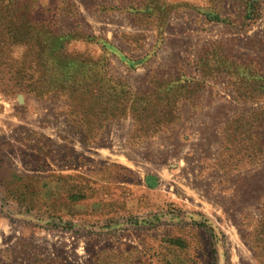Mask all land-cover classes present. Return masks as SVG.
<instances>
[{"label":"rangeland","instance_id":"rangeland-1","mask_svg":"<svg viewBox=\"0 0 264 264\" xmlns=\"http://www.w3.org/2000/svg\"><path fill=\"white\" fill-rule=\"evenodd\" d=\"M151 1L0 0V264H264V0Z\"/></svg>","mask_w":264,"mask_h":264},{"label":"trees","instance_id":"trees-1","mask_svg":"<svg viewBox=\"0 0 264 264\" xmlns=\"http://www.w3.org/2000/svg\"><path fill=\"white\" fill-rule=\"evenodd\" d=\"M154 0H152L150 2V4H148L147 8H154ZM18 34L20 36V41L21 42H25V41H29L31 40L29 38V35L31 34V31L28 30H22L19 32H15V35ZM49 36H51L50 38L52 39L51 43H43L41 42L39 45V49L40 52L42 54H46L48 60H50V66L52 68L48 69V72L51 73H55L56 77H53V81H49V85L47 87L48 90H53V89H57L58 91L61 92H67V91H72L71 94H78L81 95L82 97H88V103L92 104L89 111L87 112L92 118H101L102 116H108V112L104 109V110H99L100 107V100L103 98V90L104 85L102 84L101 80H98V77L100 76L99 74L101 73V76L103 75V77H107L109 75V73L104 69V66L102 68L101 66V71L99 73L94 71V68L96 67L98 69V65L99 64H104V60H100L97 62H93V61H87V60H80L79 58H73L72 57H68V56H64L61 51L62 48H59L58 50V40H57V36L53 35L51 33H48ZM57 59V60H55ZM77 66L79 68H77ZM87 67V73H83L84 75H82V70L83 68ZM78 72L77 75L72 78V74H75L74 72ZM264 71L262 70V73ZM81 74V75H80ZM253 77H256L257 75H251ZM261 79L260 81V87L259 89L262 91L261 95H263V99H264V76L263 75H259V77ZM98 81H100L101 83H98ZM187 83H192V81H182V80H175L172 83H168L165 84V89H167V91H169L168 93H172L173 91L177 90V91H181L182 89L185 91V89L187 90ZM189 85V84H188ZM116 86L113 87H109L106 91L111 90L113 93H115L116 91ZM33 92H35V94L37 96H39V93L35 90H33ZM261 100V99H260ZM259 100V101H260ZM259 101H254L252 100L251 102H259ZM115 113H117V110L115 111ZM115 116V114H114ZM245 115H242L240 118L238 119V121H235L236 123L244 120L245 119H250L251 117H253V121L255 120V122L260 123V128L262 129V133L259 132H255L252 137L253 140L257 143H261L259 146L263 147L264 146V108L258 110L257 112H252L249 116H246L244 118ZM238 128H235V130L237 131ZM234 135H237L236 133ZM251 137V138H252ZM250 138V137H249ZM250 138V139H251ZM239 141H241V137L239 135V137L237 138ZM236 140V139H235ZM264 148V147H263ZM247 153L246 151L244 152V156L246 157Z\"/></svg>","mask_w":264,"mask_h":264},{"label":"water","instance_id":"water-1","mask_svg":"<svg viewBox=\"0 0 264 264\" xmlns=\"http://www.w3.org/2000/svg\"><path fill=\"white\" fill-rule=\"evenodd\" d=\"M20 101H22V98L20 97Z\"/></svg>","mask_w":264,"mask_h":264}]
</instances>
